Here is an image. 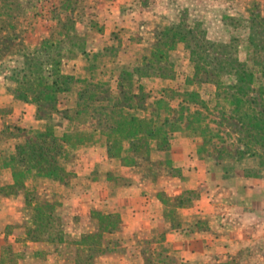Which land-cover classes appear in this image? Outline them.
Instances as JSON below:
<instances>
[{
    "label": "rangeland",
    "instance_id": "obj_1",
    "mask_svg": "<svg viewBox=\"0 0 264 264\" xmlns=\"http://www.w3.org/2000/svg\"><path fill=\"white\" fill-rule=\"evenodd\" d=\"M163 31L177 39L156 47ZM236 69L257 78L255 92L264 87V0H0V155L24 158L31 173L23 191L22 186H5L9 175L0 170V199L22 203L25 196L23 214L47 221L51 232L62 236L57 243L69 242L57 255L59 262L88 264L106 251L107 237L96 246L81 240L89 235L85 232L98 233L97 218L71 219L62 200L70 197L81 204L87 194L96 200L99 185L90 178L103 176L105 168L117 172L116 162L105 159L101 146L60 155L57 146H41L37 139L45 127L57 135L106 130L109 110L99 112V105H114L157 124L167 115L176 117L180 108L197 110L211 134L212 142L203 149L219 153L225 163L237 158L248 168H264V138L242 128L226 101L236 92L231 87ZM49 74L63 76L57 80L60 93L55 100L38 101ZM79 93L88 109L74 115ZM261 94L256 109L264 118V89ZM144 143L135 142V158L146 173L162 160L148 158L146 151L154 153L155 143ZM38 167L62 169L67 186L38 181L32 175ZM19 249L6 252L7 259L48 264Z\"/></svg>",
    "mask_w": 264,
    "mask_h": 264
},
{
    "label": "crops",
    "instance_id": "obj_2",
    "mask_svg": "<svg viewBox=\"0 0 264 264\" xmlns=\"http://www.w3.org/2000/svg\"><path fill=\"white\" fill-rule=\"evenodd\" d=\"M202 144L174 133L167 150L149 154L162 162L146 173L137 160L124 166L101 146L117 172L105 168L103 176L91 177L96 170L90 171V182L99 185L96 200L89 194L81 204L70 197L62 200L71 219L78 215L85 222L93 212L119 217L117 228L102 234L108 239L106 251L91 264H264V168H248L237 158L225 163L219 153L200 149ZM0 170L9 175L4 185H12L11 172ZM38 181L67 186L51 178ZM25 203V196L22 203L0 199V260L9 250L22 252L23 246L26 254L48 264H77L57 260L69 242L28 238L32 220L22 212Z\"/></svg>",
    "mask_w": 264,
    "mask_h": 264
},
{
    "label": "trees",
    "instance_id": "obj_3",
    "mask_svg": "<svg viewBox=\"0 0 264 264\" xmlns=\"http://www.w3.org/2000/svg\"><path fill=\"white\" fill-rule=\"evenodd\" d=\"M167 30L174 35L176 34V30L173 28H168ZM164 32L165 31L161 33L159 43L156 47H160L163 44L167 45L169 41L173 42L174 39H177V36H174L173 39ZM178 40L185 41V39L180 36ZM160 56L161 55H158L159 58ZM219 63H221V61ZM234 73L235 77L233 81H235V83L231 87L232 89L235 88L236 92L231 94L230 98L226 99L232 117L242 128H246L249 133H254L256 137L264 138V118L261 112L256 109V106H260L262 102L261 91L264 87L259 85L255 92L253 87L255 86L257 78L245 69H236ZM52 75L53 74H49L48 76L50 81L45 84V90L38 93V101L55 100V97L60 93L58 91L60 88L58 87L57 80L62 79L63 76L56 74L53 78ZM158 76L165 77L162 75ZM65 79H67V77ZM249 93H255V96L249 95ZM83 94L84 93L78 94V103L75 109H73L74 115H78L80 111L86 112L88 109L87 101L83 99ZM97 107L98 110H100L99 112L109 110L108 116L105 115L106 130L73 131L57 135L53 128L45 127V132H39L38 134V143L41 146H57L56 152L60 155H62L61 152L68 151V149L75 150L81 147H91L94 145L104 146L109 158L119 161L124 166H130L136 162L135 157L139 152V148L135 146V142L142 141L143 139L145 143L146 141L154 142V149L164 150L168 149L169 140L174 133L177 132L201 139L203 144L200 149H203L205 143L212 142L210 141L211 134H209L208 127L201 123L197 110L190 111L188 108H185V112H182V108H180L176 117L171 118L167 115L166 118L159 121L157 124L155 119H142L133 114H126L123 112V109L114 105H99ZM166 107L168 113L171 112V108L168 105ZM116 113H118V116L114 117ZM125 143L130 146L126 148L124 145ZM38 149V152H41V148ZM146 156H149V148L146 151ZM23 161L24 158H18L16 156L2 157L0 155V168L7 169L11 172L12 185H10V187L23 186L27 180L26 178L31 174L29 168L25 166ZM62 171L63 170L60 168H57V170H48L38 167L32 175L34 178L42 177L62 180ZM19 175L21 178H18ZM92 215L97 218L98 233L82 236L81 240H90L93 242V245L96 246L98 244L100 245L103 233H112L117 228L119 217L111 214H102L100 212H94ZM31 224L32 227L27 231L29 239L42 240L46 237V241L62 242L61 234H53V232H51V226H48V222H45V220L37 215H34ZM7 256L8 254L6 253L0 260V264H15V262L7 259ZM92 257L91 255L90 259ZM91 263L90 260L88 264Z\"/></svg>",
    "mask_w": 264,
    "mask_h": 264
}]
</instances>
